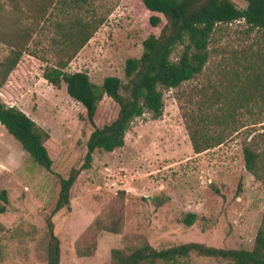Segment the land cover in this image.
<instances>
[{
    "label": "rangeland",
    "instance_id": "374dc122",
    "mask_svg": "<svg viewBox=\"0 0 264 264\" xmlns=\"http://www.w3.org/2000/svg\"><path fill=\"white\" fill-rule=\"evenodd\" d=\"M50 1L44 23L33 24L43 0H0V41L5 45L0 46V63L10 54L7 46L16 42L6 35L13 27L10 22H15L17 38L28 29L33 32L23 51L30 61L21 86L25 93L12 103L3 96L1 100L22 111L55 142L47 146L52 164L46 171L0 126V192L7 199L0 214V264H46L45 220L57 197L58 178L78 168L85 154L87 130L77 120L81 106L66 95L63 83L53 88L40 79L39 69L55 61L54 24H65L71 16L102 19L66 69L86 73L94 85L107 76L122 80L124 61L139 57L141 42L150 32L148 14L133 0H84L78 10L69 9L68 0ZM229 1L237 9L245 7L244 0ZM12 5L15 11H5ZM207 53L197 76L175 89H160V118L143 114L131 122L121 148L92 154L90 168L81 171L70 188L69 209L51 217L59 264H112L110 250L128 253L143 243L155 250L186 243L252 248L264 208V183L244 170L241 147L252 136L264 134V107L260 112L256 107L237 112L224 142L200 154L191 150L182 114H194L204 96L224 90L234 83V75L243 77L257 66L263 69L264 31L250 29L242 20L217 25ZM119 209L120 234L89 228L95 219ZM185 213L196 215L189 227L181 223ZM76 251L89 256L79 257ZM187 260L226 264L194 254Z\"/></svg>",
    "mask_w": 264,
    "mask_h": 264
},
{
    "label": "trees",
    "instance_id": "16d2710c",
    "mask_svg": "<svg viewBox=\"0 0 264 264\" xmlns=\"http://www.w3.org/2000/svg\"><path fill=\"white\" fill-rule=\"evenodd\" d=\"M133 1L140 3L148 14L150 32L141 42L139 57L124 61L122 80L107 76L99 85H94L84 72H66L71 60L102 24V19L83 20L79 16H71L65 24H54L57 36L51 40V44L55 46V61L39 69L42 80L51 87L59 88L61 83L64 84L66 95L81 106L77 120L87 130L82 163L78 168L70 169L66 178H58L57 197L45 220L46 264H59V243L53 234L51 217L61 209H69L70 188L78 174L90 168L92 154L95 151L109 153L121 148L131 122L143 114H148L152 120L161 117L163 102L160 89H175L201 72L208 58L210 35L217 25L242 20L250 29L264 31V0H244L243 9H237L229 0ZM50 2L43 0L31 20L33 24L44 23ZM67 3L69 9L78 10L84 0H68ZM32 34L30 29L24 31L10 49L9 56L0 63V126L34 164L49 171L52 160L47 146L55 142L22 111L6 103L14 102L25 93L21 86L30 72V61L24 59L23 51ZM176 49V59L172 61L170 57ZM233 80L234 83L221 92L214 90L211 95L204 96L194 114H182L184 129L194 154L222 144L225 130L232 127L237 112L251 107H256L260 112L264 107V67L250 69L243 77L234 75ZM2 96L6 102L1 100ZM263 145L264 134H259L252 136L241 147L244 170L262 183ZM0 203L2 214L7 203L4 191L0 192ZM118 211L95 219L89 228L120 234L122 218L120 209ZM195 218L194 213H185L181 223L189 227ZM76 253L79 257L89 256L80 251ZM190 254L226 264H264V208L250 250L216 249L198 243L155 250L143 243L128 253L112 249L109 256L112 264H189L187 259Z\"/></svg>",
    "mask_w": 264,
    "mask_h": 264
},
{
    "label": "crops",
    "instance_id": "0c3cea01",
    "mask_svg": "<svg viewBox=\"0 0 264 264\" xmlns=\"http://www.w3.org/2000/svg\"><path fill=\"white\" fill-rule=\"evenodd\" d=\"M7 9L10 10V11H15L16 7H15L14 5H12L11 8H10L9 6H5V11H6ZM10 23H11V25L13 26V27H12V30H11L10 32L7 30L8 32H7V34H6V33H5V34H6L7 36H12V39L15 40V41L17 42V40H18L17 37H18L19 34L17 35V31L15 30V27H14V25H13V24H15V22L12 21V22H10ZM1 27H3V26H0V28H1ZM32 36H33V35H32ZM32 36H31V38H32ZM16 38H17V39H16ZM30 40H31V39H30ZM30 40H29V41H30ZM16 42H14V43H16ZM28 43H29V42H28ZM13 45H14V44H13ZM13 45H12V46H7V47H9V49H11V48L13 47ZM0 46L5 47V45H4L1 41H0ZM27 46H28V45H27ZM27 46H26V47H27ZM39 76H40V75H39ZM40 79H41V77H40ZM41 80H42V79H41ZM44 82H45V81H44Z\"/></svg>",
    "mask_w": 264,
    "mask_h": 264
}]
</instances>
